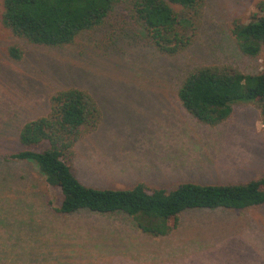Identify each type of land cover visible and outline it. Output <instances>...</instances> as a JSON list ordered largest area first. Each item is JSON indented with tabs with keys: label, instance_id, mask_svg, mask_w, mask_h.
I'll use <instances>...</instances> for the list:
<instances>
[{
	"label": "rangeland",
	"instance_id": "obj_1",
	"mask_svg": "<svg viewBox=\"0 0 264 264\" xmlns=\"http://www.w3.org/2000/svg\"><path fill=\"white\" fill-rule=\"evenodd\" d=\"M260 1L206 0L201 20L188 30L191 44L169 55L151 41L130 0H117L100 26L62 47L14 34L2 23L0 0V154L23 147L22 126L49 114L53 94L78 88L101 111L69 160L84 184L126 189L144 182L170 190L186 181L224 184L264 176L258 104L236 103L227 120L210 125L178 97L197 66L264 70V46L248 56L231 32L235 21L250 20ZM14 44L21 59L9 53ZM61 199L31 161L0 163V264H264V204L189 209L173 231L153 236L124 213H57Z\"/></svg>",
	"mask_w": 264,
	"mask_h": 264
},
{
	"label": "trees",
	"instance_id": "obj_2",
	"mask_svg": "<svg viewBox=\"0 0 264 264\" xmlns=\"http://www.w3.org/2000/svg\"><path fill=\"white\" fill-rule=\"evenodd\" d=\"M117 0H3L2 23L19 37L35 44L62 47L87 30L100 26ZM147 35L163 53L175 55L192 42L188 30L202 18L206 0H130ZM173 4L181 8L177 11ZM247 22L235 21L232 34L240 51L258 56L264 46V0ZM14 59L22 49L9 48ZM178 97L199 121L217 125L227 120L236 103L258 104L264 122V70L246 73L231 64H209L191 69ZM101 111L86 91L60 90L51 96L47 116L26 122L19 133V151L0 154L1 162H32L47 185L58 188L62 199L54 211L81 210L100 214L124 213L143 232L167 235L181 213L195 208L246 209L264 204V176L224 184L181 182L173 189L138 182L131 188H101L84 184L69 161L80 137L94 130ZM47 142V146L43 143ZM27 214V213H26ZM34 217L31 213L30 216Z\"/></svg>",
	"mask_w": 264,
	"mask_h": 264
}]
</instances>
